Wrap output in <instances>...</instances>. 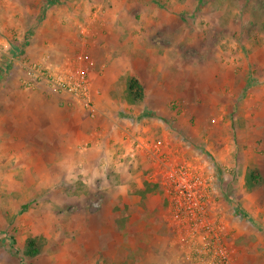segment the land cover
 <instances>
[{
	"label": "crops",
	"instance_id": "0c3cea01",
	"mask_svg": "<svg viewBox=\"0 0 264 264\" xmlns=\"http://www.w3.org/2000/svg\"><path fill=\"white\" fill-rule=\"evenodd\" d=\"M157 8L108 6L107 15L98 20L99 30H92L95 38L87 42L83 54L64 59L59 67L46 63L44 69L50 74L60 71L63 65L86 72L97 109L94 119L80 115L76 110L80 106L73 98L52 93L42 79L32 89H25L35 92L36 108L41 109L37 116L28 112L23 117L25 133L32 140L38 136L39 149L43 150L40 154L57 155L55 168L71 172L68 178L42 180L40 191L55 198V202L75 204L74 209L80 204L89 206L77 215L76 230L89 236L92 244L75 249L83 252L77 254L74 264H169L177 247L166 223L167 202L156 177L160 167L172 162L193 166L221 195L217 189L219 164L233 161L237 154L248 164L260 158L257 145L260 134L264 135L263 122L254 116H237L234 123L239 124L240 131L232 136V122L223 116H197L201 111L196 105H214L215 101L206 102V95L199 92L197 97L204 98H191V68L184 62L179 66V56L167 45L166 38L171 34L159 30L171 20L150 18ZM13 9L8 14L12 21ZM161 34L162 41L156 43L155 38ZM164 43V48L157 49L156 45ZM1 55L0 73H4L7 68L1 61L10 62L16 56L12 52ZM26 77L27 73L22 81ZM130 78L142 86L141 101H130L127 96ZM16 88L12 82L6 89L15 92ZM30 100L24 101L26 108L33 107ZM132 139L140 144L138 151L131 149ZM248 169L254 168L244 167V177ZM149 184L160 189L146 191ZM219 197L222 200V195ZM224 215L233 263L264 264V238L259 227H240L234 232L236 224L229 214ZM162 218L161 225L162 221L157 220ZM79 257L85 261L80 262Z\"/></svg>",
	"mask_w": 264,
	"mask_h": 264
},
{
	"label": "rangeland",
	"instance_id": "374dc122",
	"mask_svg": "<svg viewBox=\"0 0 264 264\" xmlns=\"http://www.w3.org/2000/svg\"><path fill=\"white\" fill-rule=\"evenodd\" d=\"M12 6L13 21L8 19ZM108 6H157L150 18L171 20L159 30L171 34L167 45L179 56V66L184 62L191 68V98H204L197 97L199 92L206 95V102L215 101L209 107L196 105L201 111L197 116H223L232 122V136L240 131L234 123L237 116H254L264 123V0H54L49 4L48 0H0V56L7 52L16 56L10 62L1 61L7 71L0 73V264H74L83 252L75 249L92 244L89 236L76 230L77 215L88 204L74 209L75 204L55 202L38 187L46 178H68L71 172L55 168L57 155L40 154L38 136L32 140L25 133L23 117L28 112L37 116L41 109L36 108L35 92L25 91L27 77L21 78L32 65L46 72V63L59 67L83 54ZM23 33L28 35L26 41ZM160 36L156 43L162 41ZM164 46L156 45L157 49ZM72 70L63 65L56 74ZM12 82L15 92L6 89ZM26 99H31L32 108L24 106ZM76 110L88 116L83 107ZM260 135L258 161L248 164L237 154L233 161L219 164L217 189L222 200L219 193L217 199L224 218L227 213L236 224L234 232L240 227H259L264 238V135ZM244 167L260 173V184L247 188ZM157 221L163 224V218ZM31 237L41 238L43 246L36 257L27 258L23 249ZM178 256L175 250L169 264H181Z\"/></svg>",
	"mask_w": 264,
	"mask_h": 264
},
{
	"label": "built area",
	"instance_id": "2783aa9c",
	"mask_svg": "<svg viewBox=\"0 0 264 264\" xmlns=\"http://www.w3.org/2000/svg\"><path fill=\"white\" fill-rule=\"evenodd\" d=\"M42 79L55 94H67L94 119L97 109L89 90V80L84 70L74 68L64 74H50L32 65L23 82L31 89ZM131 149L139 150L136 139ZM131 155V154H130ZM132 156V155H131ZM156 176L166 202V223L173 235L181 264H234L228 228L224 221L217 191L197 168L185 163H165Z\"/></svg>",
	"mask_w": 264,
	"mask_h": 264
},
{
	"label": "trees",
	"instance_id": "16d2710c",
	"mask_svg": "<svg viewBox=\"0 0 264 264\" xmlns=\"http://www.w3.org/2000/svg\"><path fill=\"white\" fill-rule=\"evenodd\" d=\"M54 0H48L49 3H53ZM127 88H126V93L127 96L130 98V101L137 102L141 101L143 98V89L142 86L140 85L139 81L134 78H130L127 81ZM246 177H245V184L247 188L251 189L258 184H260L261 176L260 173L255 170V169H248L246 172ZM151 186V187H150ZM158 190V186L150 185L149 187L146 185V191L148 190ZM142 192H139L141 194ZM43 246V240L39 237H31L28 238L25 242V246L23 249V256L27 258H33L36 257Z\"/></svg>",
	"mask_w": 264,
	"mask_h": 264
}]
</instances>
